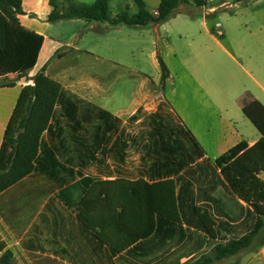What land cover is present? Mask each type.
I'll list each match as a JSON object with an SVG mask.
<instances>
[{
  "label": "trees",
  "instance_id": "1",
  "mask_svg": "<svg viewBox=\"0 0 264 264\" xmlns=\"http://www.w3.org/2000/svg\"><path fill=\"white\" fill-rule=\"evenodd\" d=\"M182 4L204 7L206 0H160L157 14L134 0L135 13L126 5L113 16L110 0L72 3L62 12L52 2L48 21L146 27ZM22 14L21 0H0V78H27L35 66L43 37L20 25ZM158 60L163 86L169 74ZM240 104L260 139L211 161L167 102L122 120L44 70L36 73L21 89L0 145V198L8 193L10 223L23 206L15 192L25 182L32 190L35 218L22 246L30 256L39 252L35 264L56 263L49 256L75 264H217L257 251L264 246V107L249 94ZM218 189L238 205L237 216L226 212ZM0 264L14 259L5 252Z\"/></svg>",
  "mask_w": 264,
  "mask_h": 264
},
{
  "label": "crops",
  "instance_id": "2",
  "mask_svg": "<svg viewBox=\"0 0 264 264\" xmlns=\"http://www.w3.org/2000/svg\"><path fill=\"white\" fill-rule=\"evenodd\" d=\"M70 1L73 2L21 0L23 14L18 16L20 25L41 35L43 42L35 66L28 72L27 78L16 80L15 74L0 78V145L18 95L26 84L31 83V78L36 73L44 70L45 75L62 87L92 102L94 99L90 94L91 85L58 68V65H65L62 61L69 54L77 57H73L72 60L75 61L68 65H84L79 60L80 54L93 56L94 60L107 65H123L127 50H142L141 53L144 54V47H129L134 44L132 41L125 44L112 42L107 44V48L110 51L121 50L122 55L117 58L108 54L110 57L106 58L95 52L94 48L80 44L84 38L81 34L86 35L87 30L64 36L54 32L53 22L48 21L54 10L52 2L58 3V11L62 12L72 4ZM140 1L149 12H156L160 0ZM126 5L130 12H136L134 0H110L111 10L115 8L119 11V8L123 9ZM117 10L112 11V15ZM57 21L82 24L79 22L84 20ZM86 23L91 30H95L97 36H102L100 34L107 33L110 29L116 31L120 27H126H112L106 22ZM98 23H106L107 28L102 30L97 27ZM128 28L146 30L144 34L151 47L148 56L154 68H158L157 79L151 81V87H148V80L143 79V89L124 108L116 107L112 111L106 107L105 110L126 120L138 108L150 113L160 101H165L194 136L204 150L205 157L211 161H215L241 141H245L250 147L260 139V133L243 114L240 99L244 94H249L264 107V0H206L204 7L182 4L163 23ZM158 58L167 67L169 74L163 86L160 84ZM9 81H14V86H2V83ZM19 192V195L15 192L19 202L23 201V206L20 205L22 210L19 222L10 223L6 214L8 193L6 197L0 198V259L7 252L14 259V264H35L37 258L34 257L39 252H33L30 256L29 250L22 246L35 218L32 213V190L25 182ZM215 196L221 200L227 213L231 216L239 214L238 205L222 189H218ZM262 249L264 246L255 254L242 255L238 260L239 264H264ZM49 258L50 261H56L54 264H75L58 256ZM50 261L48 260L49 263ZM111 262L126 264L116 258Z\"/></svg>",
  "mask_w": 264,
  "mask_h": 264
},
{
  "label": "rangeland",
  "instance_id": "3",
  "mask_svg": "<svg viewBox=\"0 0 264 264\" xmlns=\"http://www.w3.org/2000/svg\"><path fill=\"white\" fill-rule=\"evenodd\" d=\"M93 1L94 0H73V2H70L74 4H89ZM119 9L121 10V8ZM116 10L117 9L112 8L113 12H116ZM111 16L113 15L111 14ZM79 23L82 24H75L71 21H55L52 23V29L60 36H64V34L69 35L75 31L81 33L83 30H87L86 35L81 34L82 36L84 35V38L80 44L85 47L94 48V50H96L95 52H98L101 56L106 58L110 57L108 54L117 58L122 55L121 50L110 51L107 48L108 43L125 44L126 42L132 41L131 43L134 44L129 47L137 48L138 46L140 49L144 47V54L141 53L142 50H127L125 52V59L122 63L123 65H107V63L96 61L93 56H88L86 54H80L79 56L80 62L84 65H68L75 61L72 60L73 57H77L73 54H69L68 57L62 61V64L65 65H58L60 70L64 69L73 78H82L91 85L90 94L94 99H91L94 104L103 109L106 107L110 108L112 111L115 110L116 107L124 108L132 97L134 98L137 96L143 89L141 86V81L143 79L148 80V87H151V81L157 79L158 68H154L148 56L151 47L144 34L146 32L145 29L120 27L119 30L115 31L110 29L107 33L100 34L102 36H97L95 30L89 28V24L84 21ZM96 25L97 27H101L102 30L107 28L105 27L107 25L106 23H98ZM146 86L145 88H147ZM87 87L89 89V85ZM82 94L85 93L83 92ZM229 207L232 208L231 205ZM255 252L256 251H244L237 257L217 264H232L238 261L242 255H251L255 254Z\"/></svg>",
  "mask_w": 264,
  "mask_h": 264
},
{
  "label": "built area",
  "instance_id": "4",
  "mask_svg": "<svg viewBox=\"0 0 264 264\" xmlns=\"http://www.w3.org/2000/svg\"><path fill=\"white\" fill-rule=\"evenodd\" d=\"M154 14H157V12H154ZM262 254H264V249H262Z\"/></svg>",
  "mask_w": 264,
  "mask_h": 264
},
{
  "label": "water",
  "instance_id": "5",
  "mask_svg": "<svg viewBox=\"0 0 264 264\" xmlns=\"http://www.w3.org/2000/svg\"><path fill=\"white\" fill-rule=\"evenodd\" d=\"M24 81L23 82H25V79H23Z\"/></svg>",
  "mask_w": 264,
  "mask_h": 264
}]
</instances>
